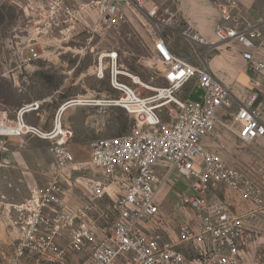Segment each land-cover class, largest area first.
I'll list each match as a JSON object with an SVG mask.
<instances>
[{
  "label": "built area",
  "instance_id": "obj_1",
  "mask_svg": "<svg viewBox=\"0 0 264 264\" xmlns=\"http://www.w3.org/2000/svg\"><path fill=\"white\" fill-rule=\"evenodd\" d=\"M181 1L165 7L157 0H10L35 30L17 50L23 63L45 58L43 42L63 39L92 12L107 30L144 18L152 31L150 68L164 85L155 87L154 77L139 83L121 65L117 49L102 52L94 75L107 80L114 95L73 99L71 107L118 108L136 124L129 135L93 141L85 162L76 160L74 132L61 107L50 130L27 121L40 116L44 101L24 104L13 118L0 109V142L39 139L49 143L55 160L45 188L6 208L5 224L18 236L6 264H68L67 252L87 256V264H244L245 239L264 223V164H228L221 154L227 146L218 137L225 132L244 146L264 141V104L255 89L240 101L203 54L236 42L249 51L243 57L250 69L264 74L257 57L264 48V18H249L240 0H212L220 20L210 40L176 23L171 6ZM174 31L192 54L173 48ZM188 87L201 91V101L184 97ZM173 174L194 182V194L182 199L194 213L191 220L176 223L158 202ZM104 198L113 202L116 220L111 233L98 237L90 213L100 208L92 203Z\"/></svg>",
  "mask_w": 264,
  "mask_h": 264
},
{
  "label": "rangeland",
  "instance_id": "obj_2",
  "mask_svg": "<svg viewBox=\"0 0 264 264\" xmlns=\"http://www.w3.org/2000/svg\"><path fill=\"white\" fill-rule=\"evenodd\" d=\"M157 1L165 7L170 5V0ZM95 16L92 12L88 21L83 19V23L74 32L63 36V39L43 42L42 45L47 50L45 58L23 63L17 50L25 45L27 37L33 36L35 30L10 0H0V109L8 111L10 118H13L15 111L24 104L44 101L40 116L29 115L27 121L50 130L57 111L64 103L79 97L103 99L113 96L114 92L108 81L98 80L94 75L98 56L111 49L119 51L121 65L129 73L140 77L144 83L150 82L154 77L152 84L155 87L164 85L157 78L156 71L150 68L152 31L144 18H130V23L117 31L101 26ZM175 25L176 30L184 26ZM169 34L174 49L180 52L182 47L183 55L194 52L176 31ZM246 52L249 51L236 42L218 44L215 51L204 53L203 59L211 67V64L222 61L221 57H224L236 73L228 72L221 62L216 70L222 81L234 89L237 98L242 94L248 96L251 89L260 90L259 101L264 104V74L250 69L243 57ZM257 57L264 61V48L257 51ZM141 92L144 96L151 94L145 89H141ZM201 94V91L190 87L184 90V97L190 96L192 101H201ZM230 111H235V108ZM68 114L70 123L67 124L65 117L63 121L74 132L71 148L78 162L89 160L93 141L129 135L136 124L131 116L118 108L77 107L70 109ZM103 121L106 125L104 128L101 127ZM167 122L169 121L166 120ZM218 140V144L221 141L227 146L225 150H221V154L228 164L241 166L256 161L264 164V141L244 146L225 132H220ZM216 146L214 145L215 148ZM49 147L48 142L35 138L0 142V264H6L18 237L5 224L6 208L8 204L23 202L34 191L47 186L55 163ZM193 183L173 174L158 195L162 210L176 219V223L194 217L193 212L182 206V199L194 194ZM81 195L78 192V196ZM94 204L100 207L99 211L90 213L96 235L100 237L111 233L116 220L113 202L104 198L92 203ZM256 225L258 231L245 239L244 264H264V223L260 221ZM176 231L173 227L172 232ZM185 253L188 259L193 258V252ZM67 262L87 264L88 257L67 252Z\"/></svg>",
  "mask_w": 264,
  "mask_h": 264
},
{
  "label": "crops",
  "instance_id": "obj_3",
  "mask_svg": "<svg viewBox=\"0 0 264 264\" xmlns=\"http://www.w3.org/2000/svg\"><path fill=\"white\" fill-rule=\"evenodd\" d=\"M240 1L245 13L249 18L255 21H259L264 18V0ZM171 9L175 15L176 23L184 24L183 27L189 25L192 27L194 32L200 34L204 38L210 40L214 39V28L219 22L220 16L212 4V0H182L180 4L175 3L173 6H171ZM221 60L222 61L218 60L211 64V70L219 79L221 78L218 74V71L216 70V67H218L221 62L223 63V67H225L228 72L231 71L236 73L235 70H232L226 63L224 57H221ZM243 85L245 84L243 83ZM232 90L234 91V89ZM246 98L247 95L244 94L239 97L240 101H244ZM67 114L65 116V121L67 124H69V114ZM226 162L228 163V161Z\"/></svg>",
  "mask_w": 264,
  "mask_h": 264
},
{
  "label": "bare ground",
  "instance_id": "obj_4",
  "mask_svg": "<svg viewBox=\"0 0 264 264\" xmlns=\"http://www.w3.org/2000/svg\"><path fill=\"white\" fill-rule=\"evenodd\" d=\"M132 76H134L132 74ZM136 77V76H135ZM139 83H144L141 79L138 80ZM86 99H89L88 97H79L78 100L79 101H85ZM93 99V98H91ZM69 104V105H68ZM72 104H70V102H66L61 106V111H60V115H62V118H64L66 116V114L69 112L70 109H75L76 107H71Z\"/></svg>",
  "mask_w": 264,
  "mask_h": 264
}]
</instances>
